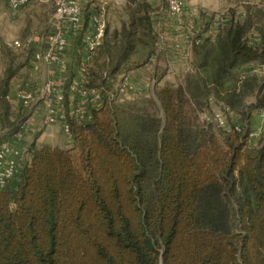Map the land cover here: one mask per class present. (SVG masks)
Here are the masks:
<instances>
[{"label":"trees","instance_id":"obj_1","mask_svg":"<svg viewBox=\"0 0 264 264\" xmlns=\"http://www.w3.org/2000/svg\"><path fill=\"white\" fill-rule=\"evenodd\" d=\"M123 12L90 61L102 74L158 52L152 3L126 0ZM217 26L192 37L182 83L107 99L90 121L66 112L72 148L39 146L35 134L30 159L0 188V264H264V132L252 144L249 120L197 121L212 103L245 119L264 108V8ZM1 53L0 121L13 137L27 115L8 99L16 56L5 43Z\"/></svg>","mask_w":264,"mask_h":264},{"label":"rangeland","instance_id":"obj_2","mask_svg":"<svg viewBox=\"0 0 264 264\" xmlns=\"http://www.w3.org/2000/svg\"><path fill=\"white\" fill-rule=\"evenodd\" d=\"M85 5V16L89 19L92 13H97L106 21V29L110 30L120 28L122 21L126 18L123 12V7L126 0H81ZM154 7L155 26L158 33V52L147 63L130 71L117 72L113 76L109 69L107 74H102L100 68L93 63L82 64L83 52L85 44H82L81 38H75L77 47L68 55V63L70 71L61 72L55 65H43L41 62H35L31 48L19 47L12 48L16 56L15 73L8 86V98L13 107L14 113H25L27 119L24 123V130L29 126V120L37 109L44 107L40 104H35L32 108H23L17 93L22 90H35L37 87L43 86L48 80L61 78L62 86L66 91L65 110L69 111L72 106L80 101L79 97L71 95L68 92L67 86L72 81H79L82 86L99 88L103 94L102 101L96 107L99 108L107 99H114L118 103L130 101L138 98L155 97L156 90L166 83L178 85L184 81L188 73L187 59H184L182 53L185 52L189 36L196 35H213L218 30L216 21H221L224 18L235 13L236 17L243 19L247 5L254 7H263L264 0H184L186 3V13L179 23L178 21L169 18L163 11L165 4L163 0H149ZM234 12H233V11ZM55 11L52 1L48 3L35 2L22 7L19 11L13 12L7 3L0 5V76L4 75L6 68V60L2 57L1 45L12 41L13 39H25L33 32L47 33L52 29L51 17ZM93 29H89V35ZM33 64L38 66V69L33 67ZM84 65V66H83ZM86 67L84 72L79 69ZM109 71V72H108ZM258 74L264 79V69ZM126 76V77H125ZM105 77V78H104ZM125 78V79H122ZM125 80L130 83L131 87L127 91L120 89L121 85H125ZM249 103H253L254 98H250ZM216 113H221L226 121L225 125H220L223 129H230L232 125H243L249 123L252 126V144H255L260 135L264 132V108L253 109L249 115V119H245L241 113H238L229 108H221L215 103L211 104L210 109L204 112L197 113L198 123H210L206 115L214 116ZM42 115V121L35 128V131L30 135L29 139H25L23 135L8 136V128H4L0 121V136L10 138L17 148L22 145V148H28L29 143L34 139L36 133L46 132V142L51 145L62 148H72L74 145L71 134L65 130L62 121L50 123L45 114ZM254 118L252 123L251 118ZM252 118V119H253ZM86 120V121H90ZM54 125L59 126L56 131L52 130ZM24 132V131H23ZM42 141V140H41ZM26 144V145H25ZM43 144L42 142L40 143ZM29 158L25 151L24 161Z\"/></svg>","mask_w":264,"mask_h":264},{"label":"built area","instance_id":"obj_3","mask_svg":"<svg viewBox=\"0 0 264 264\" xmlns=\"http://www.w3.org/2000/svg\"><path fill=\"white\" fill-rule=\"evenodd\" d=\"M52 1L55 11L51 17L52 29L47 33L33 32L25 39H13L6 42L9 47L19 48L28 47L32 49L35 62H41L43 65L57 67L61 72L70 71L68 55L77 47L75 38L82 36V44H85L82 64L90 63L92 56L101 43L105 31L106 21L100 14L92 13L89 19L85 16L84 1L81 0H0L1 3H7L10 9L15 13L22 7L35 3H48ZM165 4L164 13L172 20L181 23L186 13V3L184 0H163ZM222 21V20H221ZM220 21H216L218 25ZM89 29H93L89 35ZM192 39L189 36L188 45L185 52L182 53L184 59H189L191 53ZM84 66V65H83ZM38 69L36 64H33ZM81 72L86 67L79 69ZM107 74V73H105ZM126 77V76H125ZM125 79V78H122ZM61 78L48 80L43 86L35 90H22L17 93L23 108H32L35 104L43 105L42 113L50 123L62 121L65 130L69 132V126L66 122V91L64 90ZM125 80V85H121L122 91H127L131 87ZM71 95L79 97L80 101L67 111L78 121L92 119V109L97 108L102 101L103 94L99 88L85 87L77 80L72 81L67 86ZM8 98L10 96L8 95ZM36 112V111H35ZM34 114V113H33ZM32 114V116H33ZM31 116V117H32ZM207 120L215 121L220 125H225L226 121L221 113H216L213 117L206 115ZM241 129L240 125H234ZM231 128V127H230ZM19 151L10 138L0 140V188H6L18 175L21 167L14 158Z\"/></svg>","mask_w":264,"mask_h":264},{"label":"crops","instance_id":"obj_4","mask_svg":"<svg viewBox=\"0 0 264 264\" xmlns=\"http://www.w3.org/2000/svg\"><path fill=\"white\" fill-rule=\"evenodd\" d=\"M42 109H43L42 107L39 108V109H37V112H35L33 114V116L30 117L29 126L27 128H25L24 132H21L19 134V135H23L24 136V140H23L24 142H26L25 139L26 140H27V138L29 139L30 135L35 131V129H36L35 127L41 123V121H42V115H41L42 114ZM252 118H251L252 123H254V118L253 119ZM58 127L59 126L54 125L52 127V130L53 131H56L58 129ZM45 134H46V132H44L43 134H41L40 138H38L37 144L39 146H41V144H40L41 142L43 143L42 145H44V144H51L49 142H46V139L44 137ZM17 150L19 151V153L18 154H15L14 155V158L16 159V161L19 164V166L22 167V164H23V161H24V154H25V151L27 150V148H26V150H25V147L22 148V145L20 143V146H17ZM29 159H30V155H29Z\"/></svg>","mask_w":264,"mask_h":264}]
</instances>
